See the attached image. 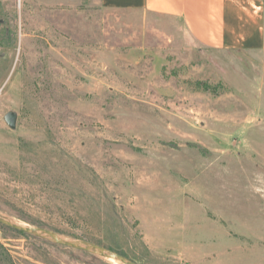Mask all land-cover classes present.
<instances>
[{
    "label": "rangeland",
    "instance_id": "rangeland-1",
    "mask_svg": "<svg viewBox=\"0 0 264 264\" xmlns=\"http://www.w3.org/2000/svg\"><path fill=\"white\" fill-rule=\"evenodd\" d=\"M189 43L142 10L0 0V213L136 264H264V49ZM41 240L0 224V264H99Z\"/></svg>",
    "mask_w": 264,
    "mask_h": 264
},
{
    "label": "crops",
    "instance_id": "crops-1",
    "mask_svg": "<svg viewBox=\"0 0 264 264\" xmlns=\"http://www.w3.org/2000/svg\"><path fill=\"white\" fill-rule=\"evenodd\" d=\"M142 10L176 23L189 44L212 49H264V0H85Z\"/></svg>",
    "mask_w": 264,
    "mask_h": 264
},
{
    "label": "water",
    "instance_id": "water-1",
    "mask_svg": "<svg viewBox=\"0 0 264 264\" xmlns=\"http://www.w3.org/2000/svg\"><path fill=\"white\" fill-rule=\"evenodd\" d=\"M4 121L10 129H13L16 123V114L13 112L7 113L4 116ZM0 224L3 225L4 227L16 230L19 233H23L25 235H29L45 240L57 246H61L74 251L89 253L96 257L110 261L113 264H136L132 260L122 255H119L118 253L110 251L102 246L92 243H86L83 241L68 239L54 232L48 231L46 229L33 227L20 223L7 216L2 215L1 213H0Z\"/></svg>",
    "mask_w": 264,
    "mask_h": 264
},
{
    "label": "trees",
    "instance_id": "trees-1",
    "mask_svg": "<svg viewBox=\"0 0 264 264\" xmlns=\"http://www.w3.org/2000/svg\"><path fill=\"white\" fill-rule=\"evenodd\" d=\"M11 217H13V218H15V219H17V220L23 221L24 223H27V224L32 225V226H34V227L45 228V227H43L44 225H41V224H39V223H36V221L29 220V219H27V218H25V217H21V216H19V215H11ZM47 229H48V228H47ZM49 231L54 232V233H56V234H58V235H63V233H61V232L58 231V230L49 229ZM22 234H23V233H22ZM23 235H24V234H23ZM27 236H28V235H27ZM41 241H42V240H41ZM43 242H45V243H47V244L55 245V244L49 243V242H47V241H45V240H43ZM98 245H99V244H98ZM55 246H57V245H55ZM106 249H108V250H110V251H113V252H115V253H118L119 255H122V256L126 257L123 253H121V252H119V251H117V250H114L113 248L106 247ZM71 252H72V254H76V255L79 256V257H82V258H85V259L91 260V261L94 262V263L97 262V263H99V264H110V263H108V262H106V261L100 259L99 257H96V256L91 255V254H89V253H85V252H81V251H74V250H71Z\"/></svg>",
    "mask_w": 264,
    "mask_h": 264
}]
</instances>
